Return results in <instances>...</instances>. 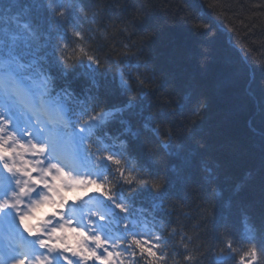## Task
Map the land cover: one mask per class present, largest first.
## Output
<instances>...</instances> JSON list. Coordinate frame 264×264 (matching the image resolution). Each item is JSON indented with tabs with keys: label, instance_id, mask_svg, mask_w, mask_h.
<instances>
[{
	"label": "snow or ice",
	"instance_id": "snow-or-ice-1",
	"mask_svg": "<svg viewBox=\"0 0 264 264\" xmlns=\"http://www.w3.org/2000/svg\"><path fill=\"white\" fill-rule=\"evenodd\" d=\"M0 7H4L0 20L17 22L16 28L0 29V95L4 98L0 106V220L21 233L20 242L0 252V264H54L61 256L66 264H125L124 253L130 258L147 257L148 264H166L169 236L162 228L156 231L157 225L150 235L143 231L148 226L136 215V198L145 193L168 198L174 182H187L178 166L163 173L155 166L157 146L170 157L180 158L184 140L172 130L162 134L154 126L152 114L143 124L151 137L131 143L129 136L133 140L140 137L123 119L132 100L122 107L107 108L99 103L98 78L103 76L105 61L93 54L90 37L75 18L97 17L104 11L102 4L99 0L95 5L86 0H32L31 4L17 0L3 6L0 0ZM13 7L17 12L6 17ZM33 12L37 21L43 13L48 14L44 22L49 35L53 26L57 29L51 57L26 51L39 39L41 25L32 19L22 24L19 20ZM198 19L196 15L189 18L193 28L203 27L196 23ZM123 48L121 63L125 67L117 68L118 87L142 98L151 82L148 65L141 60L144 53L132 51L126 44ZM142 66L143 72L139 71ZM78 67L83 72H77ZM69 75H83L91 82L82 98L68 82ZM17 105L23 119L13 113ZM206 107L205 101H197L191 114L199 116ZM117 122L124 127L112 134L109 128ZM78 187L92 190L97 198L95 208L81 210L84 197L68 200L65 190ZM47 205H52L53 211L41 216ZM176 231L173 228L171 234ZM67 232L82 242L70 246L66 236L60 235ZM186 239L192 241L190 236ZM184 240L182 237L183 251L176 264H201V257H211L212 264L264 261V241L235 247L227 228L220 242L207 248L189 247ZM69 253L76 259L69 258Z\"/></svg>",
	"mask_w": 264,
	"mask_h": 264
},
{
	"label": "trees",
	"instance_id": "trees-1",
	"mask_svg": "<svg viewBox=\"0 0 264 264\" xmlns=\"http://www.w3.org/2000/svg\"><path fill=\"white\" fill-rule=\"evenodd\" d=\"M16 2L3 0V6ZM20 2L31 4L32 0ZM97 2L86 0L89 5ZM99 2L104 11L97 17L75 18L90 37L93 54L105 61L103 76L98 78L99 103L111 108L132 100L123 119L140 137L129 136L131 143L151 137L143 124L152 114L162 134L172 130L184 140L180 158L170 157L157 146L155 166L162 173L178 166L187 182H174L168 198L147 193L136 198L138 218L151 232L157 225L156 231L162 228L169 236L166 264L181 260L182 237L189 247L207 248L220 242L225 228L235 247L242 249L249 242L259 245L264 241V0ZM16 12L13 7L5 16ZM193 15L203 27H192L189 18ZM47 16L45 12L37 21L33 12L19 20L22 24L32 19L41 25L39 39L27 49L37 57H51L57 38L55 26L49 35ZM16 26V21L0 20V29ZM125 44L132 51L142 50L141 60L148 65L151 82L142 98L118 87L117 68L125 67L121 63ZM139 71H145L144 67ZM68 82L81 98L91 86L83 75H69ZM200 100L207 107L193 116L191 109ZM123 127L113 123L109 131L117 134ZM189 236L191 242L186 239ZM138 264H148V258L139 257ZM201 264H212L211 257H201Z\"/></svg>",
	"mask_w": 264,
	"mask_h": 264
},
{
	"label": "rangeland",
	"instance_id": "rangeland-1",
	"mask_svg": "<svg viewBox=\"0 0 264 264\" xmlns=\"http://www.w3.org/2000/svg\"><path fill=\"white\" fill-rule=\"evenodd\" d=\"M75 194H76L75 190H71V191L66 190V196L70 197V201L76 200Z\"/></svg>",
	"mask_w": 264,
	"mask_h": 264
}]
</instances>
